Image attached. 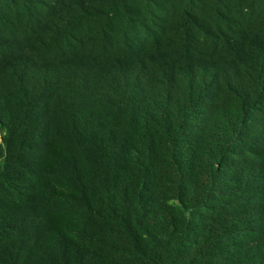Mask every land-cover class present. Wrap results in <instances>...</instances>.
Instances as JSON below:
<instances>
[{
	"label": "trees",
	"instance_id": "obj_1",
	"mask_svg": "<svg viewBox=\"0 0 264 264\" xmlns=\"http://www.w3.org/2000/svg\"><path fill=\"white\" fill-rule=\"evenodd\" d=\"M0 264H264V0H0Z\"/></svg>",
	"mask_w": 264,
	"mask_h": 264
},
{
	"label": "bare ground",
	"instance_id": "obj_2",
	"mask_svg": "<svg viewBox=\"0 0 264 264\" xmlns=\"http://www.w3.org/2000/svg\"><path fill=\"white\" fill-rule=\"evenodd\" d=\"M73 1V0H72ZM134 8V7H133ZM121 9V8H120ZM125 25V24H124ZM241 172V171H240ZM253 176V175H252ZM238 184V183H237Z\"/></svg>",
	"mask_w": 264,
	"mask_h": 264
}]
</instances>
